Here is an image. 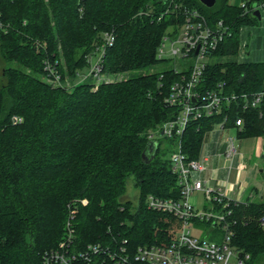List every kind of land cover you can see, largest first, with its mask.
<instances>
[{"label":"trees","instance_id":"1","mask_svg":"<svg viewBox=\"0 0 264 264\" xmlns=\"http://www.w3.org/2000/svg\"><path fill=\"white\" fill-rule=\"evenodd\" d=\"M181 1L210 22L224 20L233 32L211 53L215 60L198 90L225 82L227 93L259 92L264 62L236 59L240 28L259 19L244 16L240 4L229 0H217L213 8ZM165 9L164 0H0V21L9 25L7 32L0 27V264H42L43 255L68 237L72 223L73 251L124 240L135 250L175 237L179 220L147 206L150 195L181 197L170 156L160 148L163 136L156 139L154 155L143 157L153 142L149 131L180 113L164 100L181 75L173 68L145 72L165 62L157 58L164 35L179 32L181 19ZM105 33L115 40L106 49L104 73L126 74L124 79L97 87L92 80L72 86L47 81L46 59L62 79H77ZM227 116L229 128L242 118L239 139L261 137L264 148V101L244 111L239 102L224 104L220 113L191 120L180 136L168 139L181 141L188 158L197 160L206 135ZM131 177L137 203L126 198ZM232 209L233 246L251 260L263 256L264 201Z\"/></svg>","mask_w":264,"mask_h":264},{"label":"built area","instance_id":"2","mask_svg":"<svg viewBox=\"0 0 264 264\" xmlns=\"http://www.w3.org/2000/svg\"><path fill=\"white\" fill-rule=\"evenodd\" d=\"M164 3V14L172 13L181 22L176 35L171 31L164 35L157 58L177 63L173 70L181 78L173 83L164 101L170 107H180V113L175 120L165 122L148 134V138L157 144L159 134L167 138H172L175 134L180 136L191 120L220 113L224 104L239 102L244 111L257 108L264 101V82L262 89L256 93H227L225 82L219 83L213 90L199 91L198 86L203 80L211 53L232 36V29L222 19L210 22L199 9L189 7L181 0H164ZM240 7L244 16L254 15L257 11L261 17L264 15V0H242ZM1 16L0 11V19ZM0 27L7 32L9 25L6 26L0 21ZM114 40L112 33L103 35L102 43L88 57L89 71L87 75H82V81L90 77L95 87L102 82L113 81L105 77L104 56L107 47L112 46ZM44 66L47 81L51 85H64L56 64L46 59ZM13 119L15 122L20 121L16 117ZM242 126L243 120L238 117L235 127L229 128L228 116L218 126L221 130L231 129L236 133V136L228 137L224 141L226 149L223 155L231 162L229 170L232 168L234 156L238 153L235 142L239 139L237 131H241ZM170 162L172 173L181 189L180 199L150 195L147 206L153 211L171 214L179 220L180 227L172 241L164 245L139 246L131 250L124 240L114 246L97 243L88 245L85 250L73 251L74 230L69 229L68 237L59 247L43 255L42 264H244L248 255L243 257L233 246L237 220L232 219V207L245 202L229 198L220 186H212L209 180L202 179L200 174L207 168V158L189 159L182 150L181 141L177 150L171 154ZM244 167L242 163L241 168ZM200 193L204 196L205 203L198 206L193 203L192 198ZM259 222L264 227V216ZM193 223L208 224L213 231L219 228L223 239L214 241L196 237L193 234ZM244 224H248V221H244Z\"/></svg>","mask_w":264,"mask_h":264},{"label":"rangeland","instance_id":"3","mask_svg":"<svg viewBox=\"0 0 264 264\" xmlns=\"http://www.w3.org/2000/svg\"><path fill=\"white\" fill-rule=\"evenodd\" d=\"M241 1L242 0H229V3L231 5H239ZM237 37L239 39L238 56L236 58L238 61L264 62V15L262 16L261 19L258 20L257 23L251 22V23H246L242 25ZM102 41H103V38H102ZM97 46H99V44ZM214 60H215L214 58L210 59L211 62H213ZM60 61H61L62 68L64 70H67L64 59L62 58ZM176 64L177 63L174 61L160 62L156 66L150 69H146L145 72L147 73L161 72L163 70L172 69L176 67ZM88 71H89V66L79 71V75L77 79L75 78L73 79L72 76H66V78L62 79V82L64 80V83L66 86L76 85L77 83L82 81L81 80L82 75H87ZM105 77H109L113 80H122L126 77V74L112 75V76L105 75ZM86 80L91 81L92 79L89 77L83 81H86ZM92 82L94 83L93 80ZM155 130L156 129L150 130L149 133ZM233 136H236V133L234 130H231V129L221 130L219 127H216L214 130H212L206 135L205 142H204V148H206L205 151L206 152L210 151L212 146L217 147L221 142H224L228 137H233ZM158 139L160 142L161 150L165 151V153L169 154V156H171V154L177 150V144L172 143L170 139L166 137H159ZM250 142H252V140L247 139V138H240L235 142L236 148L238 150V154L233 158V161H232L233 168L230 173L231 178H235L237 176L238 167H239L238 164L243 160V159L239 160V155L243 153L244 150L247 149V147L250 146ZM221 157L222 158L215 161V165L223 167L225 166L224 165L225 163L226 168L229 169L230 164H231L230 160L226 159L225 156L223 155ZM225 160L226 162H224ZM242 177L244 178V173ZM138 196H139V190L136 187H134V178L131 177L128 180V192L126 193V198L131 200L134 203H137ZM73 213L75 215L76 212L74 211ZM193 225H195V223H193ZM193 228H194L193 234L196 237L207 238V239L214 240V241H221L223 239V233L219 228L213 231L211 230L210 225L201 224V223L193 226ZM68 229H73V223L70 224V228ZM68 231L70 232V230ZM244 262H245L244 264H264V255L256 259H253V260L249 259V256H248L247 258H245Z\"/></svg>","mask_w":264,"mask_h":264},{"label":"crops","instance_id":"4","mask_svg":"<svg viewBox=\"0 0 264 264\" xmlns=\"http://www.w3.org/2000/svg\"><path fill=\"white\" fill-rule=\"evenodd\" d=\"M247 139L252 140V142L239 155V160H243L238 164V174L235 178H231L230 176L233 166L229 170L226 168L225 163L223 167L215 165V161L222 158L221 156L224 154L220 153L224 142H221L217 147L212 146L208 152L205 151L206 148L203 145L200 158L206 157L208 164L206 170L200 176L204 180H209L212 186H220L231 199L240 200L245 203L261 202L264 201L263 139L261 137ZM242 163L245 165L244 168H241ZM243 173L244 178L242 177ZM204 200V196L201 193L192 198L193 203L198 206L205 203Z\"/></svg>","mask_w":264,"mask_h":264},{"label":"water","instance_id":"5","mask_svg":"<svg viewBox=\"0 0 264 264\" xmlns=\"http://www.w3.org/2000/svg\"><path fill=\"white\" fill-rule=\"evenodd\" d=\"M217 0H199V2L204 5L207 8H213L216 5ZM258 19H261L260 13L257 11L254 14ZM157 146V143L150 142L148 145V153L144 154L143 157L147 158L149 153H152V156L154 155V149ZM226 149V144L224 143L220 149V153L223 154Z\"/></svg>","mask_w":264,"mask_h":264}]
</instances>
